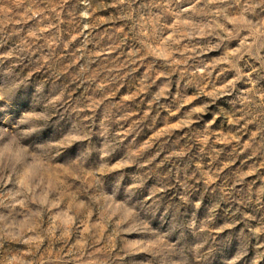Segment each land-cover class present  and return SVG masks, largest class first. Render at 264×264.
<instances>
[{
    "label": "rangeland",
    "instance_id": "1",
    "mask_svg": "<svg viewBox=\"0 0 264 264\" xmlns=\"http://www.w3.org/2000/svg\"><path fill=\"white\" fill-rule=\"evenodd\" d=\"M0 264H264V0H0Z\"/></svg>",
    "mask_w": 264,
    "mask_h": 264
}]
</instances>
